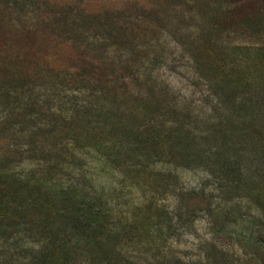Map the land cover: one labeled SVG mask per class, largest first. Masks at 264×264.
<instances>
[{"label": "rangeland", "instance_id": "rangeland-1", "mask_svg": "<svg viewBox=\"0 0 264 264\" xmlns=\"http://www.w3.org/2000/svg\"><path fill=\"white\" fill-rule=\"evenodd\" d=\"M9 2L0 0V82L19 85L34 71L38 85L57 95L58 105L64 107L84 97L76 94L79 87L69 80L78 69L93 65L108 73L111 63L128 53L124 50L136 47L134 61L143 66L141 74L152 80L149 85L139 82L135 91L150 90L151 109L144 112L135 107L126 97L127 91L109 79L105 103L103 97L96 99V108L89 115L102 119L105 104H112L116 117L124 114L136 125L178 119L189 137L175 139L172 147L193 158H201L211 149L231 156L245 183L254 182L264 191V96L253 91L254 87L264 89V51L256 57L250 52L264 47V0H40L47 2V11L34 5L18 8L17 13ZM108 37L112 39L102 41ZM99 76L95 78L100 84L95 86L101 92L105 79ZM91 94L101 97L98 92ZM4 105L0 100V114L9 108ZM229 116L237 124H220ZM98 134L101 132L94 133L100 140ZM160 135L154 141L158 146L165 145L163 133ZM3 139L0 135V146L5 147ZM196 162L189 168L154 167L176 179V186L157 199L158 206L174 212L180 191L202 197L192 204L198 211L191 223L182 218L183 229L167 242H102L105 251L102 248L101 252L142 264H199L202 254L213 256L205 248V244H213L230 261L242 259L252 264L251 258L242 255L245 242L235 237L262 219L264 192L236 201L226 184L216 179V167ZM78 165L81 167L69 170L73 183L83 187L84 195L108 196L117 216H128L131 212L126 204L136 206L143 195L133 189L129 195L120 186V177L103 170L97 161L86 157ZM28 171L27 162L15 169ZM15 244L10 241L0 251V264H18L27 258ZM81 250L74 259L59 249L52 255L57 260L66 258L65 264H69L86 257ZM92 254L89 250L90 258H98L97 253Z\"/></svg>", "mask_w": 264, "mask_h": 264}, {"label": "trees", "instance_id": "trees-1", "mask_svg": "<svg viewBox=\"0 0 264 264\" xmlns=\"http://www.w3.org/2000/svg\"><path fill=\"white\" fill-rule=\"evenodd\" d=\"M31 2H34L32 6ZM9 5L16 13L18 8H33L34 5L44 11L48 9L47 2L40 0H11ZM104 28L109 29L108 26ZM109 39L112 37L102 41ZM135 50L136 47L124 50L128 53L119 56L115 64L111 63L108 73L93 65L78 69L69 80L79 87L76 94L82 93L84 97L67 103V107L59 106L57 95L42 84L38 85L34 71L26 74L19 85L0 82V100L5 108L9 107L0 114V135L7 143L5 147L0 146V251L8 242H16L17 248L28 254L18 264H65L66 258H54L55 249L71 254L72 259L80 249L84 250L86 257L80 261L71 260L69 264H142L103 254L102 242H167L171 235L183 229L182 218L192 222L198 211L192 204L202 200L196 193L180 191L177 193L178 208L174 212L158 206L157 199L176 186V179L170 172H156L157 165L189 168L197 164L196 160H201L206 167H216V179L226 184L236 201L264 192L258 190L254 182L245 183L237 160L231 156L211 149L205 156L193 158L172 147L175 139L189 137L178 119L158 125H136L129 116L116 117L112 104H105L102 119L89 115L96 108V99L99 101L103 97L101 102L105 103L110 83L127 91L125 96L135 107L144 112L151 109L150 90L135 91L140 88L139 82L144 80L149 85L152 80V76L141 74L143 66L135 63ZM263 51L264 47L250 49L254 57ZM99 74L105 79L101 82L104 86L101 92L95 86L100 84L95 78L100 77ZM253 91L264 96V89L254 87ZM97 92L100 98L91 94ZM223 123L237 124V121L229 116L220 124ZM97 131L101 132L98 134L101 141L94 135ZM160 132L165 139L162 146L154 143L157 136H161ZM86 157L97 161L103 170L119 176L120 186L128 190L129 195L133 190L143 194L136 206L126 204L131 212L128 216H117L108 196L84 195L83 187L70 179L69 170L80 168L79 160ZM25 162L30 164V171L15 172ZM252 227L245 232L240 229L241 234H236L235 238L245 242V253H241L244 258H251L249 263L264 264V214ZM205 248L213 251V256L202 254L199 264H248L242 259L230 261L213 244H205ZM89 250L94 256L97 253L98 258H90ZM249 250L252 252L247 254ZM112 251L116 253V249Z\"/></svg>", "mask_w": 264, "mask_h": 264}]
</instances>
